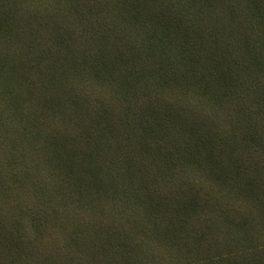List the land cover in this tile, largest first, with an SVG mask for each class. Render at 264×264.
<instances>
[{"label": "trees", "instance_id": "1", "mask_svg": "<svg viewBox=\"0 0 264 264\" xmlns=\"http://www.w3.org/2000/svg\"><path fill=\"white\" fill-rule=\"evenodd\" d=\"M0 264H264V0H0Z\"/></svg>", "mask_w": 264, "mask_h": 264}]
</instances>
